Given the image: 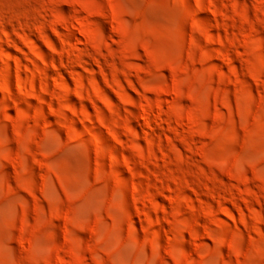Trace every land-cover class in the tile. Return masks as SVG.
<instances>
[{
  "label": "rangeland",
  "instance_id": "rangeland-1",
  "mask_svg": "<svg viewBox=\"0 0 264 264\" xmlns=\"http://www.w3.org/2000/svg\"><path fill=\"white\" fill-rule=\"evenodd\" d=\"M0 264H264V0H0Z\"/></svg>",
  "mask_w": 264,
  "mask_h": 264
}]
</instances>
